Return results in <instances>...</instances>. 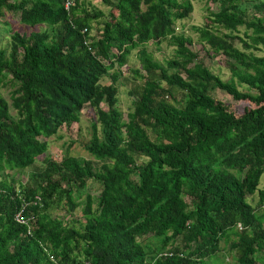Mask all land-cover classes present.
I'll return each instance as SVG.
<instances>
[{"label":"trees","instance_id":"1","mask_svg":"<svg viewBox=\"0 0 264 264\" xmlns=\"http://www.w3.org/2000/svg\"><path fill=\"white\" fill-rule=\"evenodd\" d=\"M102 1L109 10L0 0V22L12 14L32 29L0 47V87L13 88L12 103L0 91V264H264V0L252 16L241 0H206L219 9L194 29L225 56L229 80L178 32L193 0ZM164 41L177 47L166 66L149 50ZM133 51L141 69L125 119L117 67ZM217 88L244 109L217 100ZM86 106L93 159L72 145L60 161L46 156L45 139L81 122ZM38 159L26 183L16 177Z\"/></svg>","mask_w":264,"mask_h":264},{"label":"rangeland","instance_id":"2","mask_svg":"<svg viewBox=\"0 0 264 264\" xmlns=\"http://www.w3.org/2000/svg\"><path fill=\"white\" fill-rule=\"evenodd\" d=\"M87 4H89V10H92L95 6L101 10H109L107 6H105L102 0H86ZM116 1V0H115ZM248 4V12L252 16L254 14H258L255 4H258L262 0H241ZM194 4V11L187 19L183 21H178L176 26L178 28V32L184 33L186 36L192 38L193 43L188 45L190 49L194 52L198 53L199 59L204 61L207 66H209L212 71L219 76H221L224 80H229L231 78V71L226 67L225 63V56H215L213 52H210L208 48H204L202 44L199 42V34L195 31V27H203L205 25V17L208 15V8L213 11H217L219 9L218 4H209L206 0H193ZM32 29L23 25L18 16H13L9 14L0 22V47L8 48L11 40V34L14 31H19L21 33L30 32ZM92 34L96 33V30H92ZM238 33L244 37L245 28L241 27ZM241 46V44H239ZM149 50L154 53L155 58L163 63L165 66L167 65V60L175 58L177 56V47L173 44L169 43L168 41L162 42L160 45H156L151 43L149 45ZM136 51H133L129 56V59L125 65L122 67H117L120 70L122 76H119V80L116 82V86L118 88V108L122 111L123 117L127 119L128 113L132 109V101L133 98L129 94L130 89L133 87V84L130 83L132 81V77L134 74L132 73V69H141V64L136 57ZM258 54L263 55L264 49L257 51ZM103 84H110L112 80L109 76L105 77L102 80ZM239 87L242 90H248V88L244 85L239 84ZM11 86H2L0 87V91L2 92L3 96L12 103L11 100ZM213 96L219 100L224 102L226 105L230 106L236 112L240 113L245 104L238 103L234 100V98L228 94L227 92L221 89H215L212 92ZM102 107L105 110H108V105L105 102L102 104ZM15 113L14 110H12ZM96 118L95 111L92 107L86 106L83 110L82 120L79 123H74L71 126H64L58 132V134L52 135L50 138L45 139L48 142V151L46 156H50L55 160H62L65 153L71 146L70 152L76 156L85 157V158H92V156L85 150L84 143L89 140L91 137V122ZM93 159V158H92ZM45 164L44 160L38 159L35 166L30 167L16 175V177L20 180H23L24 183L27 182L28 177L34 169L42 168ZM11 181V179H10ZM89 189L91 194L99 195L100 190L98 186L93 183L92 181L89 182ZM264 187V174L261 179L260 188ZM88 190V189H87ZM85 193L83 194L82 199L85 198ZM255 200L257 201L259 195H255ZM251 200V199H250ZM81 207L75 210L73 217L81 218ZM54 215L63 216L65 212L60 210L59 212H54ZM69 216L68 218H73ZM148 241H152L149 239ZM223 245H225L223 243ZM228 248V246H227ZM228 254L229 260L232 257V253L227 250L225 252Z\"/></svg>","mask_w":264,"mask_h":264},{"label":"built area","instance_id":"3","mask_svg":"<svg viewBox=\"0 0 264 264\" xmlns=\"http://www.w3.org/2000/svg\"><path fill=\"white\" fill-rule=\"evenodd\" d=\"M74 1L75 0H66V2H65L66 8L69 9L72 6V4L74 3ZM17 218L19 221H21L23 223L26 222V220L22 217L21 214H18Z\"/></svg>","mask_w":264,"mask_h":264}]
</instances>
